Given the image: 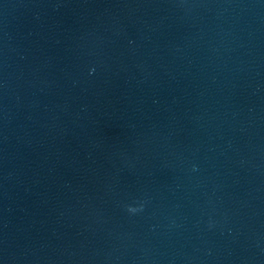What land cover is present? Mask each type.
I'll use <instances>...</instances> for the list:
<instances>
[{
	"label": "water",
	"instance_id": "1",
	"mask_svg": "<svg viewBox=\"0 0 264 264\" xmlns=\"http://www.w3.org/2000/svg\"><path fill=\"white\" fill-rule=\"evenodd\" d=\"M0 264H264V0H0Z\"/></svg>",
	"mask_w": 264,
	"mask_h": 264
}]
</instances>
